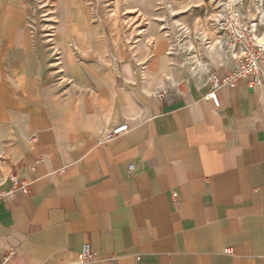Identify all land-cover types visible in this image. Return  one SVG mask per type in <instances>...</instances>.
<instances>
[{
	"label": "crops",
	"instance_id": "0c3cea01",
	"mask_svg": "<svg viewBox=\"0 0 264 264\" xmlns=\"http://www.w3.org/2000/svg\"><path fill=\"white\" fill-rule=\"evenodd\" d=\"M19 19L0 30V264H77L85 244L88 264H264V83L220 87L217 108L210 79L236 63L189 69L158 41L143 106H41Z\"/></svg>",
	"mask_w": 264,
	"mask_h": 264
},
{
	"label": "rangeland",
	"instance_id": "374dc122",
	"mask_svg": "<svg viewBox=\"0 0 264 264\" xmlns=\"http://www.w3.org/2000/svg\"><path fill=\"white\" fill-rule=\"evenodd\" d=\"M1 2L0 30L13 26L6 17L15 11L21 41L42 60L40 105L54 99L74 106L82 99L109 110L113 101L114 115L128 104L143 106L152 94L144 65L156 42L171 47L178 65L198 69L228 57L220 26L231 9L248 24H264V0Z\"/></svg>",
	"mask_w": 264,
	"mask_h": 264
},
{
	"label": "built area",
	"instance_id": "2783aa9c",
	"mask_svg": "<svg viewBox=\"0 0 264 264\" xmlns=\"http://www.w3.org/2000/svg\"><path fill=\"white\" fill-rule=\"evenodd\" d=\"M221 23V49L232 59L236 66L230 73L222 77L212 76V90L207 95L215 107L219 108L221 102L218 96V89L222 86L236 87L240 83L247 84L250 88L260 87L264 83V24L260 28L257 24H248L243 14L231 9ZM128 124H123L114 129L109 136L114 137L129 132ZM135 166H129V175H133ZM16 190L24 194L29 193V184L13 177ZM232 254V250H226ZM9 258H5L2 264H6ZM94 260L89 244H85L77 256V264H88Z\"/></svg>",
	"mask_w": 264,
	"mask_h": 264
},
{
	"label": "bare ground",
	"instance_id": "6f19581e",
	"mask_svg": "<svg viewBox=\"0 0 264 264\" xmlns=\"http://www.w3.org/2000/svg\"><path fill=\"white\" fill-rule=\"evenodd\" d=\"M264 39V38H263Z\"/></svg>",
	"mask_w": 264,
	"mask_h": 264
}]
</instances>
